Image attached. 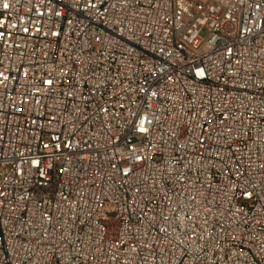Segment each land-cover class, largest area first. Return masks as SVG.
Instances as JSON below:
<instances>
[{"label": "built area", "instance_id": "built-area-1", "mask_svg": "<svg viewBox=\"0 0 264 264\" xmlns=\"http://www.w3.org/2000/svg\"><path fill=\"white\" fill-rule=\"evenodd\" d=\"M0 264H264V0H0Z\"/></svg>", "mask_w": 264, "mask_h": 264}, {"label": "rangeland", "instance_id": "rangeland-1", "mask_svg": "<svg viewBox=\"0 0 264 264\" xmlns=\"http://www.w3.org/2000/svg\"><path fill=\"white\" fill-rule=\"evenodd\" d=\"M201 34H204V30H202Z\"/></svg>", "mask_w": 264, "mask_h": 264}]
</instances>
